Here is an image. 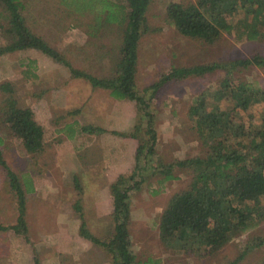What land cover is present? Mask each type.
Listing matches in <instances>:
<instances>
[{
	"label": "rangeland",
	"instance_id": "1",
	"mask_svg": "<svg viewBox=\"0 0 264 264\" xmlns=\"http://www.w3.org/2000/svg\"><path fill=\"white\" fill-rule=\"evenodd\" d=\"M63 1L67 0H39L27 5L24 14L28 24L49 45L57 49L72 68L95 75H108L111 71L110 52L114 43L109 39V27L94 20L96 9H93L98 4L105 7L107 2L81 0L80 6L87 8L82 7L80 11H76L73 6L64 5ZM107 1L121 3V0ZM169 1L171 0H153L146 13L150 29L140 41L136 76L139 91L153 83L170 66L227 61L247 57L254 52L264 54V39L237 41L232 35L224 33L217 41L204 43L179 34L166 20L165 8ZM112 25V33L116 35V25ZM238 69L240 70L236 71ZM236 70L234 74L243 80L264 87V67L249 65L237 67ZM221 73L214 71L203 76L170 81L149 100L158 133L157 152L165 162L203 153L204 149L187 111L193 98L215 85L222 77ZM3 82L13 85L18 105L31 109L34 119L43 127L45 147L40 154L27 153L21 140L8 128L0 125V150L6 165L0 163V264H34V260L29 263L30 259L44 249L47 253L52 249L61 252V264H112L111 256L104 247L97 244L85 247L77 239L78 226L76 230L71 229L79 224V211L85 214L82 216L84 227L102 240L107 238L108 230L112 231L113 222L111 195L108 186L101 184L102 162L97 161L98 153L93 152L94 149L85 152L78 148V145L85 146L87 134L75 135V140L71 138L69 141L66 137L73 135L80 123L90 122L93 120L91 116L100 112L103 113L102 121L106 120L107 114L111 118L110 114L114 116L115 107L120 104H128V107L117 111L132 112L133 122L109 128L131 132L139 115L137 103L123 99L114 105L116 100L108 90L91 87L82 78L71 77L66 66L35 49L0 56V84ZM2 97L3 93L0 91V101ZM263 105L260 103L252 106L249 110L242 111V114L250 111L258 113ZM110 122V125H114L113 119ZM95 137L91 136L92 140ZM134 141L138 144L137 140ZM96 142L92 141V146ZM109 146L106 142L104 149L108 150ZM118 147H115V151L110 147V154L119 156L121 148ZM63 157L71 158L73 165L79 167L74 169L78 175L79 189L71 174L60 168ZM88 160L98 168L85 172V162ZM7 168L21 180L29 176L34 188L32 192L26 193V220L30 228L28 239L9 228L15 223L17 204L6 175ZM174 175L175 179L162 182H158L159 176L151 175L131 193V219L128 227L136 261L139 264H148L149 260H157L160 264H229L244 252L247 243H252L256 246L246 251L235 264H260L264 259V243L258 245V237L264 236V222L235 237L219 250L209 251L206 248L205 254L201 256L173 252L160 242L158 215L169 197L175 191L185 188L189 181V174L184 169L175 168ZM77 206L80 207L79 210ZM52 219L60 221V231L57 233L47 232V229H52ZM55 228L57 230L58 227ZM39 235L55 237V242L50 245L44 240L42 242ZM79 244L84 251L80 249L77 253H82L83 256L81 259H76L78 255L72 258L69 255L70 249L75 245L80 248ZM71 261L73 262L70 263Z\"/></svg>",
	"mask_w": 264,
	"mask_h": 264
},
{
	"label": "trees",
	"instance_id": "2",
	"mask_svg": "<svg viewBox=\"0 0 264 264\" xmlns=\"http://www.w3.org/2000/svg\"><path fill=\"white\" fill-rule=\"evenodd\" d=\"M36 1L39 0H0V56L24 49L38 50L66 66L71 77L82 78L91 87L108 90L114 99L137 103L139 115L133 130L119 134L133 137L138 142L133 168L119 174L108 186L112 200V231H107L104 240L95 236L84 227L79 211L81 236L104 247L112 264H139L128 227L131 193L151 175L159 176L158 182L175 179V168L187 171L189 181L185 188L169 197L157 221L160 242L173 252L201 256L206 248L219 250L264 222V105L258 113L242 114L252 106L264 104V87L234 74L237 67H264V54L254 52L227 61L170 66L139 91L136 86L139 47L142 36L150 29L146 13L153 0H121L119 4L104 0L107 2L105 7L99 4L97 8L93 7L96 9L94 20L109 27V39L114 43L110 52L111 71L106 76L72 68L57 49L32 30L24 10ZM80 1L67 0L63 4L73 6L76 11L87 8L80 6ZM165 11L167 22L179 34L199 42L213 43L224 33L237 41L264 39V0H171ZM112 24L116 25V35L112 33ZM214 71L222 72L220 80L196 95L187 111L203 153L165 162L157 152L158 133L149 100L170 81ZM0 91L3 93L0 125L21 140L27 153H42L44 130L34 119L32 110L18 105L10 82L1 83ZM102 131L99 126L79 124L76 132L97 134ZM0 163L6 166L1 150ZM6 175L17 204L16 220L9 228L28 239L26 193L34 188L29 176L21 180L9 168ZM73 181L78 188L76 175ZM258 239V245L264 243V236ZM254 246L256 244L247 243L244 252L229 264L237 263ZM34 264H39L36 258ZM148 264L160 263L149 260ZM260 264H264V259Z\"/></svg>",
	"mask_w": 264,
	"mask_h": 264
},
{
	"label": "crops",
	"instance_id": "3",
	"mask_svg": "<svg viewBox=\"0 0 264 264\" xmlns=\"http://www.w3.org/2000/svg\"><path fill=\"white\" fill-rule=\"evenodd\" d=\"M115 100L116 101L114 102V105H116V102H119L118 99H115ZM120 101H123V99ZM125 107H128V104H120L119 107H115L116 111L113 112L114 116H112L110 114L111 118H109V114H107L106 120L104 119L105 121L104 120L102 121L101 117H103V113L100 112L96 116H91L93 120H90V122L84 123V124H92L95 126H99V128L103 129L102 132L97 133V134H89V133L76 132L75 131V133L73 135L66 137V138H68L66 140L69 141V139H71V138H73V140H75L74 138L77 135H81V134H83V135L87 134L88 135V138L84 139V142L86 143L85 146L83 145L81 147L80 145H78V148L80 150L81 149L84 150L85 152L90 151V149H94L93 152L98 153V160L97 161L100 160L102 163H104V164L101 163V167H100V169H101L100 171H102L100 178L103 179V180H101V184L105 183V185H107V186H109L110 182H112L119 174L128 172L134 163V155H135V150L137 147V144H135L134 140H136V139H134L133 137H130L128 135H119L120 133L127 134L128 132H130L126 129L119 131V130H117V128H115V130L109 128V126H116V124H118V125L124 124V122H125V125H127V124H129V122H133V116H132L133 113L132 112L131 113H123V112L117 111V110H119L121 108H125ZM101 108H103V107H101ZM110 119H113L114 125H112V124L110 125V123H112V122H110ZM100 121H102V122H100ZM108 132H110L114 135L111 136L110 133H108ZM91 136H94V137L96 136V137H95V139L92 140ZM111 138L113 139L112 142H111ZM96 139H97V142H96ZM92 141L96 142L93 146H92ZM106 142L110 145L108 147V150L104 149ZM118 146H120V148H121V149H119L120 155L119 156L111 155L110 154V147L115 151V150H117L115 147H118ZM62 162H63V164L60 165V168L61 169L63 168L62 169L63 171L67 170V172H69L71 174L72 180H73L75 175L78 176L74 172L75 167H78V166L73 165V160H71V158L65 159L63 157ZM64 162L66 163V165ZM85 164H87V165H85L84 171L85 170L87 171L88 169L93 170V168H98V166L96 164H93L91 161L89 162V160L87 162H85ZM91 170H89V171H91ZM103 172H104L105 176L103 175ZM103 176H104V178H103ZM111 205H112V200L110 202V206ZM94 211H95V209L93 208L92 212H94ZM96 211L100 212L99 209H97ZM111 212H112V209H111ZM89 215H90V211H89ZM82 216L84 217L85 214L82 213ZM78 223L79 224H77L71 228L72 231L74 229L76 230L77 226H78V230H79L80 220ZM52 224H53L52 229H47L48 233H57L58 231H60L59 230V226H60L59 220L52 219ZM55 226L58 227L57 230H55L56 229ZM28 228H29V226H28ZM29 231H30V228L28 229V232ZM44 231L46 233L45 229H44ZM63 231H66V230L64 229ZM45 233L43 232V235ZM39 236H40L39 237L40 241L43 242V240H44V241H46V243H49V245L51 242H53V243L55 242L53 240L55 237H52L53 234H52V236H50V235L45 236V237L44 236L42 237L41 235H39ZM77 239L79 242L84 243L86 245L85 247H92V245H93V243L91 241H89L88 239L81 236L79 234V232L77 235ZM49 245H47V246H49ZM79 245L81 246L80 248H78L77 245H75L74 248L70 249L71 254H69V255L72 258L75 257V255H78L76 259H81V257L83 256L82 253H77V250H80V249L82 250V252L84 251L82 245L81 244H79ZM60 253L61 252L56 251L54 249H52L49 253H47L44 249L42 251H39V253L36 254V256L33 255V258L30 259L29 263H31L35 259V257H37L36 259H37L39 264H61L60 263L61 257L59 255ZM85 255L86 254H84V257H85ZM76 259L75 260L73 259V260L78 262L79 260H76ZM72 262L73 261H71L70 263H72Z\"/></svg>",
	"mask_w": 264,
	"mask_h": 264
}]
</instances>
